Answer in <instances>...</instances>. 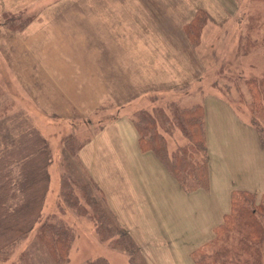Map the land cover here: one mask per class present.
Listing matches in <instances>:
<instances>
[{
  "label": "rangeland",
  "instance_id": "1",
  "mask_svg": "<svg viewBox=\"0 0 264 264\" xmlns=\"http://www.w3.org/2000/svg\"><path fill=\"white\" fill-rule=\"evenodd\" d=\"M194 17L197 41L184 31ZM263 78L264 0H0V134L24 121L46 140L51 161L41 216L59 215L73 228L69 264L128 262L64 204V173L100 182L115 214L106 199L107 208L145 263L198 264L191 254L206 244L200 255L211 264L228 238L219 236L237 198L230 190L253 192L255 206H264V149L244 84ZM172 104L201 108L210 187L203 166L195 178L206 187L184 190L152 153L147 166L131 150L135 114L157 107L170 119ZM262 128L264 138V121ZM157 130L168 154L188 143L177 129ZM68 137L70 148L79 147L75 155L65 149ZM203 155L198 149L192 157L201 165ZM31 235L4 264L17 260ZM222 260L218 252L214 264Z\"/></svg>",
  "mask_w": 264,
  "mask_h": 264
},
{
  "label": "trees",
  "instance_id": "2",
  "mask_svg": "<svg viewBox=\"0 0 264 264\" xmlns=\"http://www.w3.org/2000/svg\"><path fill=\"white\" fill-rule=\"evenodd\" d=\"M195 17L184 30L192 41H197L198 37ZM27 22L26 18L19 20L16 28L22 29ZM244 84L249 88V108L253 110L250 123L257 131L261 149H264V78L245 79ZM171 109L170 119L157 107L146 115L144 110L135 114L133 128L137 136V147L141 152L152 153L184 190L192 189L194 184H199L201 188L206 184L208 187L209 171L205 156L207 147L203 113H199L201 108L193 106L179 110L172 104ZM19 126L6 128L0 134V264H4L14 249L24 243L31 233V240L11 264H69V251L75 239L73 228L59 215L51 214L44 219L41 216L48 187L47 167L51 161L47 142L35 128L26 126L24 121ZM158 128L169 135L177 129L187 138L188 143L168 154L166 143ZM72 141V137L65 140V149H71L74 153L79 147L70 148L68 144ZM198 149L204 152L201 165L192 157ZM202 166L205 168L204 185L199 183V177L195 178L202 175ZM85 178L75 180L66 173L61 175L60 197L64 204L77 217L90 220L97 239L107 243L110 249L125 254L128 264H147L139 245L118 224L107 208L106 197L96 182L87 176ZM229 194H236L237 198L234 201L233 214L231 213L229 218L231 223L221 229L219 237H233L230 241L228 238L222 241V249L213 251L215 258L211 264L215 263L218 252L223 259V263L219 264H240L241 260L243 264H264V206H255L254 197L251 198V195L256 196L253 192L232 189ZM262 195L264 199V194ZM205 246L206 244L191 254L199 256L198 264L205 262V253L200 255ZM230 251L235 254L233 259H228ZM84 264L109 263L104 258H96L87 260Z\"/></svg>",
  "mask_w": 264,
  "mask_h": 264
},
{
  "label": "crops",
  "instance_id": "3",
  "mask_svg": "<svg viewBox=\"0 0 264 264\" xmlns=\"http://www.w3.org/2000/svg\"><path fill=\"white\" fill-rule=\"evenodd\" d=\"M111 72V69H109L108 71H107V75H109V73ZM109 83V82H108ZM107 83V84H108ZM130 125H132V124H130ZM125 128H129V125L128 126H125ZM121 130L123 129V127L121 126V128H120ZM126 129V130H127ZM131 129H132V131L134 132V134L136 135V133H135V130H134V128H133V126H131ZM257 135V134H256ZM136 137L137 136H135V139H136ZM255 143V141L253 140V144ZM260 147V146H259ZM261 149V148H260ZM131 150L134 152V153H136V156L138 157V159H140L141 160V165H147V166H150V163H154V161H153V158L152 157H154V156H150L149 154H147V152H141L139 149H138V147H137V144H136V148L134 147V145L132 146V148H131ZM262 150V149H261ZM263 151V150H262ZM88 156H90V155H88ZM133 157L134 156H132V157H127V158H125V160H123V161H125V162H133ZM95 159V158H94ZM157 160V159H156ZM118 163V162H117ZM160 162L158 161V164H159ZM108 164H111V162H108ZM154 165V164H153ZM160 165V167H161V163L159 164ZM156 166V165H155ZM163 169V168H162ZM163 172H166L164 169H163ZM166 173H168V172H166ZM169 174V173H168ZM169 176H170V174H169ZM170 179L172 180V181H174L172 178H171V176H170ZM212 179V178H211ZM211 179H210V169H209V181H211ZM213 179H214V177H213ZM95 181H97V183L99 184L100 182H98V180L95 178ZM175 182V181H174ZM235 184V183H234ZM177 185V184H176ZM209 187H210V182H209ZM231 185H229V187H230ZM244 186H247V184H245V185H243V186H240V185H238L237 186V188H240V187H244ZM145 191H146V189H144ZM208 190H209V188H208ZM207 191V190H206ZM199 192V191H198ZM150 193V192H149ZM196 193V192H195ZM105 197H106V199H107V203H108V206H109V208H110V210H111V207H110V205H109V202H108V196H106L105 195ZM112 211V210H111ZM113 213H114V211H112ZM115 214V213H114ZM118 219V218H117ZM123 226V225H122ZM123 228H124V226H123Z\"/></svg>",
  "mask_w": 264,
  "mask_h": 264
}]
</instances>
